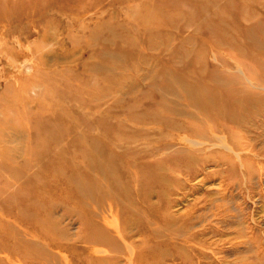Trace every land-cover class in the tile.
<instances>
[{"label": "rangeland", "instance_id": "rangeland-1", "mask_svg": "<svg viewBox=\"0 0 264 264\" xmlns=\"http://www.w3.org/2000/svg\"><path fill=\"white\" fill-rule=\"evenodd\" d=\"M3 221L6 264H264V0H0Z\"/></svg>", "mask_w": 264, "mask_h": 264}, {"label": "bare ground", "instance_id": "bare-ground-1", "mask_svg": "<svg viewBox=\"0 0 264 264\" xmlns=\"http://www.w3.org/2000/svg\"><path fill=\"white\" fill-rule=\"evenodd\" d=\"M219 102H220V105L225 106L223 100H219ZM223 114H225V113H223ZM13 141H14V139H13ZM22 233H24V234L26 233V229H25V226H23V224L18 225V224H13L10 221H7V222L3 221L0 225V250L2 252H6V253L7 252L15 253V252H17V250L21 249L22 248L21 244L24 243V242L20 241V235H22ZM10 242L15 244V245H20V247L16 246L13 248H9L8 246L11 244ZM21 250H23V248ZM9 257H10V255L8 253L3 257H2V255H0V261L5 260L4 264L9 263V261H10Z\"/></svg>", "mask_w": 264, "mask_h": 264}]
</instances>
